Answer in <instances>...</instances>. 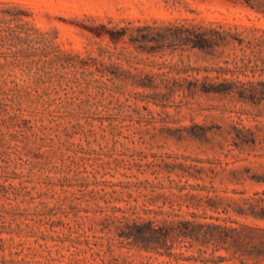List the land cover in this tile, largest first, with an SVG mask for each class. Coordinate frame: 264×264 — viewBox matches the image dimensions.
Returning a JSON list of instances; mask_svg holds the SVG:
<instances>
[{
    "label": "rangeland",
    "instance_id": "374dc122",
    "mask_svg": "<svg viewBox=\"0 0 264 264\" xmlns=\"http://www.w3.org/2000/svg\"><path fill=\"white\" fill-rule=\"evenodd\" d=\"M0 264H264V0H0Z\"/></svg>",
    "mask_w": 264,
    "mask_h": 264
},
{
    "label": "trees",
    "instance_id": "16d2710c",
    "mask_svg": "<svg viewBox=\"0 0 264 264\" xmlns=\"http://www.w3.org/2000/svg\"><path fill=\"white\" fill-rule=\"evenodd\" d=\"M196 45H198V44H196ZM179 224H182L184 226V230H182V229L178 230V232H180L182 234V236H185L186 238H194V233L190 230V227L194 226L193 222L186 220L183 222H179ZM147 229L149 230V224H147V223L135 224L132 227L131 226H125V228L123 230L122 237L127 238V239H133L135 241V243L149 241L147 238V234H148L146 232ZM168 229L165 230V233H168V235H169L168 231H171L170 227ZM156 233H158V232L156 231Z\"/></svg>",
    "mask_w": 264,
    "mask_h": 264
}]
</instances>
